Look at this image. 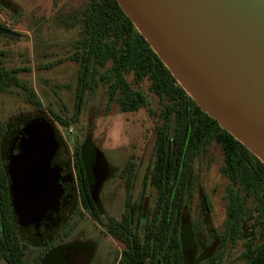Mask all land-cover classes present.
I'll return each instance as SVG.
<instances>
[{"label": "trees", "instance_id": "trees-1", "mask_svg": "<svg viewBox=\"0 0 264 264\" xmlns=\"http://www.w3.org/2000/svg\"><path fill=\"white\" fill-rule=\"evenodd\" d=\"M80 1V6L59 16L64 27L77 30L76 40L68 55L48 67H38V70H50L65 61L77 65L76 111L72 119L47 110L35 90L19 78L25 69L5 67L2 59L5 55L0 54V94L19 88L26 95V103L33 108L32 113L22 111L5 121L0 119V173H4L2 154L8 138L34 124L47 121L65 146L57 126L69 128L75 125L89 94L104 90L108 107L116 105L123 114L147 109L157 118L153 180L160 185L161 198H167L168 184L180 178L181 182L190 183L192 210L199 206L201 197L196 192L197 161L208 158L213 151H220L222 156L220 173L227 180L225 230L219 235H209L207 245H199L198 228L203 225L196 226L193 219L190 233L186 236L181 233L177 221L174 233L159 226L157 244L170 249L166 252L160 250L159 261L169 264L174 256L175 264H187L185 258L193 252L196 264H218L232 243L241 244L242 264H264V164L201 110L174 79L116 0ZM7 8L15 9L10 0H0V16ZM0 27L6 28L1 17ZM150 98L156 100L155 109L150 107ZM101 154L103 152L89 134L76 139L72 154H67L66 166L76 170L80 198L86 212H90L93 205L88 171ZM126 166L134 165L128 163ZM174 174L177 180L173 179ZM204 198L208 203L207 197ZM165 206L161 201L160 208ZM79 212L83 213L80 205L79 210L72 214ZM158 223L162 221L158 220ZM64 230L70 234L72 225L67 223ZM78 250L74 245H65L60 255H73Z\"/></svg>", "mask_w": 264, "mask_h": 264}, {"label": "water", "instance_id": "water-1", "mask_svg": "<svg viewBox=\"0 0 264 264\" xmlns=\"http://www.w3.org/2000/svg\"><path fill=\"white\" fill-rule=\"evenodd\" d=\"M116 1L201 110L264 164V0ZM0 36L21 38L3 27ZM61 146L52 124L42 121L21 131L9 148L15 188L33 191L40 212L57 201L51 195L52 164ZM110 176L101 154L88 171L99 207V192ZM60 193L59 187V198ZM194 260L195 253L187 254V264ZM58 264L88 260L69 255Z\"/></svg>", "mask_w": 264, "mask_h": 264}, {"label": "rangeland", "instance_id": "rangeland-1", "mask_svg": "<svg viewBox=\"0 0 264 264\" xmlns=\"http://www.w3.org/2000/svg\"><path fill=\"white\" fill-rule=\"evenodd\" d=\"M10 1L15 9H4L0 16L1 21L7 29L20 34L21 38L0 37V54L5 55L2 58L4 66L9 69H25L19 78L35 90L44 107L50 112L72 119L76 111L77 65L65 61L59 62V65L50 70H38V67H48L64 60L68 55L73 41L76 40L77 30L64 27L59 16L80 6L81 1ZM107 103L104 90L93 92L86 99L75 125L69 128L57 126L65 142V151L72 154L74 141L89 134L109 165L117 172L128 163H133L135 167L141 165L144 172L153 160L157 118L147 109L123 114L116 105L108 107ZM150 103V107L155 109L156 100L150 98ZM22 111L32 113L33 108L26 103V95L21 89L12 88L8 93L0 94L2 121ZM221 165L220 151H213L208 158L197 161L196 192L202 202L193 208L192 219L196 226L203 225L198 228L199 245H206L205 235L213 233L215 236L225 230L227 180L220 173ZM109 192L110 190L107 194ZM204 197H207L208 203ZM66 203L67 200L61 199L59 206L62 208ZM83 214L84 216L75 221V234L79 236L87 234L91 227L90 219L84 212ZM241 254V244H229L222 264H242Z\"/></svg>", "mask_w": 264, "mask_h": 264}, {"label": "flooded vegetation", "instance_id": "flooded-vegetation-1", "mask_svg": "<svg viewBox=\"0 0 264 264\" xmlns=\"http://www.w3.org/2000/svg\"><path fill=\"white\" fill-rule=\"evenodd\" d=\"M19 134L8 138L2 154L0 264H58L59 259L65 257L60 255L64 246L69 244L80 249L73 255L87 259L88 264H162L159 261L160 250L166 252L170 249L157 244L159 226L174 233L177 221L181 233L185 236L190 233L193 211L190 183L181 182L177 177L178 181L168 184L167 198H161L160 185L153 180L154 153L144 172L141 165H125L119 172L109 165L111 176L99 192L101 206L91 196L93 205L91 211L86 212L80 198L76 170L67 168L68 152L62 144L52 164L51 195L57 201L53 207L40 212L35 209L33 191L25 194L17 191L8 166L9 148ZM177 178L174 174L173 179ZM61 199L67 200L62 208L59 206ZM161 201L166 204L162 209ZM79 205L91 223L88 233L80 236L75 234V221L84 214H72L79 210ZM67 223L72 225L70 234L64 230ZM209 235L204 237L206 245ZM169 264H175L174 256Z\"/></svg>", "mask_w": 264, "mask_h": 264}]
</instances>
